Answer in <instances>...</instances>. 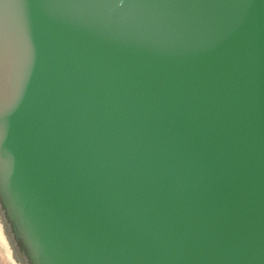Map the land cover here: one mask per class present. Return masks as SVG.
<instances>
[{"label":"water","instance_id":"95a60500","mask_svg":"<svg viewBox=\"0 0 264 264\" xmlns=\"http://www.w3.org/2000/svg\"><path fill=\"white\" fill-rule=\"evenodd\" d=\"M0 264H264V0H0Z\"/></svg>","mask_w":264,"mask_h":264}]
</instances>
